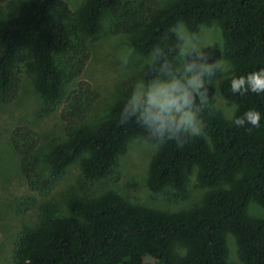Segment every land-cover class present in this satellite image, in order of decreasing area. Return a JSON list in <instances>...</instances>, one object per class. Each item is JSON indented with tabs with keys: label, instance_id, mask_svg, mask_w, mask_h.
I'll return each mask as SVG.
<instances>
[{
	"label": "trees",
	"instance_id": "trees-1",
	"mask_svg": "<svg viewBox=\"0 0 264 264\" xmlns=\"http://www.w3.org/2000/svg\"><path fill=\"white\" fill-rule=\"evenodd\" d=\"M6 1L0 0V102L9 104L19 96L23 64L37 92L62 103L60 116L67 125V140L52 149L51 178L40 166L38 132L20 124L10 133L23 176L30 189L41 194L52 190L76 161L86 178L107 177L128 142L144 135L134 123H118L128 89L110 116L94 126H83L99 96L91 82L81 79L65 95L66 85L83 73L105 16L113 19L115 32L129 35L141 55L182 20L193 27L217 24L237 74L264 66V0H175L161 7L156 0H84L75 11L65 0H18L12 15L2 13ZM130 84L127 81L126 87ZM209 88L237 104L239 112L252 107L264 113V94L233 95L224 76ZM205 121L210 143L192 138L179 146H159L147 180L154 192L170 188L183 193L197 169L207 187L198 205L157 208L134 203L114 190L100 196L69 194V215H56V203L48 201L40 207L37 223L25 224L18 232L16 262L228 264L232 234L241 262L264 264V218L248 213L251 200L264 209V120L248 131L209 109ZM36 201L33 196L23 198L20 206Z\"/></svg>",
	"mask_w": 264,
	"mask_h": 264
},
{
	"label": "rangeland",
	"instance_id": "rangeland-1",
	"mask_svg": "<svg viewBox=\"0 0 264 264\" xmlns=\"http://www.w3.org/2000/svg\"><path fill=\"white\" fill-rule=\"evenodd\" d=\"M65 1L73 11L84 2V0ZM156 1L161 7L175 0ZM17 3L18 0L6 1L1 7L2 13L7 12L8 15H12L17 8ZM213 26L220 30L222 47L219 49L218 46H213L206 51L209 52L212 60L223 55L230 62L226 56L222 30L217 24ZM128 47L134 49L135 53L128 69V71H133L136 59L143 55L132 46L128 34L115 32L113 19L105 16L100 37L90 44L91 57L83 73L65 88V95H69L77 87L78 82L85 79L91 82L99 94L83 126H94L108 118L113 105L123 98L125 90L129 88V85L126 87V82H131L132 78L121 70L117 59ZM21 67L22 85L19 96L9 104L0 102V264H18L14 258L17 234L25 224L37 223L40 207L45 202L56 203L58 207L56 215L70 214L65 203L69 194L100 196L107 191L114 190L134 203L170 210L189 208L201 202L207 187L199 180L197 169H194L190 175L183 193L170 188L162 192H154L149 188L147 181L149 163L158 147L150 142H138V138H133L128 142L126 150L118 156L111 174L107 177L86 178L80 168V161H76L63 177L55 181L52 190L42 194L32 191L22 174L20 157L11 144V131L20 124H29L38 132L40 136L39 162L42 173L47 178H51L50 157L53 154V146L67 140L68 134L67 125L60 116L62 103L54 104L43 98L37 92L32 77L25 71L23 64ZM212 95L217 102L221 96H224L218 90L209 88V98ZM229 101L234 103L230 99ZM30 196L36 198V203L20 206V203H24L22 199ZM26 207L29 210L20 211ZM248 213L264 218V209L253 200L248 205ZM228 244L230 247L228 264H244L237 257L235 238L232 234H228Z\"/></svg>",
	"mask_w": 264,
	"mask_h": 264
},
{
	"label": "clouds",
	"instance_id": "clouds-1",
	"mask_svg": "<svg viewBox=\"0 0 264 264\" xmlns=\"http://www.w3.org/2000/svg\"><path fill=\"white\" fill-rule=\"evenodd\" d=\"M168 32L136 59L133 71L128 69L134 49L128 47L117 57L121 70L132 78L118 123H134L144 133L138 142H151L155 147L168 142L179 146L192 138L210 143L205 121L209 109L219 111L237 128L260 127L264 113L252 107L239 112V106L226 96L217 102L213 95L209 98V86L213 88L218 77L224 76L233 95L259 96L264 94V66L237 74L223 55L210 61L206 49H221L223 43L218 27L204 23L193 27L181 20Z\"/></svg>",
	"mask_w": 264,
	"mask_h": 264
}]
</instances>
